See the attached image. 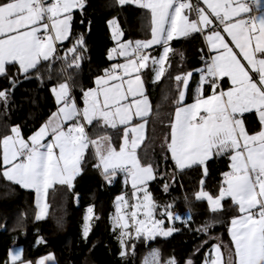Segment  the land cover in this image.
I'll return each mask as SVG.
<instances>
[{"label":"snow or ice","instance_id":"obj_1","mask_svg":"<svg viewBox=\"0 0 264 264\" xmlns=\"http://www.w3.org/2000/svg\"><path fill=\"white\" fill-rule=\"evenodd\" d=\"M117 2L121 6L134 3L148 11L150 38L123 41L118 21H109L117 46L109 51L108 59L120 57L124 62L112 63L95 79L94 87L82 90L83 107L77 104L68 81L53 86L50 91L57 110L33 135L25 139L19 126H13L9 135L0 137L3 176L35 191L36 219L41 220L47 215L48 190L57 184L71 188L92 149L97 160L94 167L106 180L111 182L117 173H123L125 182L131 184V198L117 197L112 218L122 258L135 254L134 241L169 237L178 231L174 222L181 217L172 211L173 205H165L157 218L159 206L148 189V183L157 179V169L152 163H143L138 153L152 113L144 75L151 71L153 82H159L171 67L170 42L200 34L209 58L197 70L200 78L191 103L185 99L193 73L173 77L178 97L164 146L180 171L202 166L206 176L209 159L227 155L230 160V171L222 173L218 195L204 190L203 179L194 194L196 200H206L212 212L222 211V202L230 199L239 213L228 229L233 247L226 255L220 243L213 244L203 264H264V10L260 0ZM253 6L255 15L251 14ZM83 7L84 0H0V76H8V66H17V72L28 79L42 62L53 59L64 60L68 68L79 67L85 47L82 34L62 57L56 53L57 45L72 35L74 11ZM156 45L162 51L153 56L148 50ZM225 80L229 83L226 89L222 87ZM9 82L12 89L0 90L4 104L16 86L15 78L9 77ZM246 113L258 117L259 131L250 134L246 129ZM94 125L120 130L118 148L109 135L91 138L87 128ZM163 187L167 191L170 185ZM94 216V206H88L83 218L85 238ZM166 221L173 226L167 227ZM198 231L207 233L208 226ZM39 243H44L42 238ZM21 253L10 252L4 264H55L51 253L34 261ZM142 264L179 261L175 257L161 260L160 251L152 249ZM185 264L193 261L188 259Z\"/></svg>","mask_w":264,"mask_h":264},{"label":"trees","instance_id":"obj_2","mask_svg":"<svg viewBox=\"0 0 264 264\" xmlns=\"http://www.w3.org/2000/svg\"><path fill=\"white\" fill-rule=\"evenodd\" d=\"M73 16L72 35L63 45H58L56 56L62 57L64 50L82 34L85 47L81 49L79 67L68 68L64 60L53 59L41 63L25 79L17 72V66H8V76L0 77V90L12 89L9 77L16 79V86L10 91L7 104L0 102V137L9 135L13 126H19L26 139L34 134L57 110L50 89L59 83L68 81L72 86V95L82 105V90L94 87L95 79L115 63V60L108 59L109 51L116 46L109 21H118L124 33L123 41L150 38V14L134 3L121 6L117 0H84L83 9L75 10ZM172 48L171 67L160 83L154 85L150 76L146 79L152 113L148 118L147 138L138 153L143 163H152L157 169V179L148 186L159 206L157 214L165 205L171 204L174 213L182 216L190 214V220L174 223L178 231L169 237L135 241V254L122 258L111 224L113 200L121 189L115 185L110 187L103 181L98 168L94 167L97 160L92 149L85 155L81 177L71 188L56 186L50 190L49 213L41 223L36 221L34 193L8 181L2 174L3 165L0 162V264L7 261V247L12 234L22 237V244L33 259L40 254L52 253L57 264H142L144 256L152 248L160 250L163 260L175 257L179 264H185L188 259L193 264H203L205 254L217 243L214 237L219 236L220 242L231 244L228 229L231 219L237 215L231 201L225 199L223 210L212 212L206 200L198 201L194 195L199 190L201 179L204 180L205 191L218 195L222 173L229 171L228 156L209 159L205 176L202 166L183 171L176 169L164 146L176 107L174 101L178 97L173 77L187 72L197 75L200 73L197 70L205 67L202 61L205 42L200 34L174 41ZM225 86L222 82V87ZM87 131L93 139L109 135L117 148L120 144V130L94 125ZM111 181L114 182L113 177ZM165 183L170 185L167 191H164ZM78 195L80 198L77 200ZM88 206H94L95 216L91 231L84 238L83 218ZM166 226L172 227L173 224L166 221ZM204 226H208L207 233L198 231ZM3 228H7L6 232L1 231ZM39 238L44 244L37 250L35 245Z\"/></svg>","mask_w":264,"mask_h":264},{"label":"crops","instance_id":"obj_3","mask_svg":"<svg viewBox=\"0 0 264 264\" xmlns=\"http://www.w3.org/2000/svg\"><path fill=\"white\" fill-rule=\"evenodd\" d=\"M196 2H197V0H192V3L193 4H196ZM260 4H261V8H262V10H264V0H260ZM253 12L251 13V14H253V15H255L256 14V12H255V8H254V6H253ZM77 10V9H76ZM194 18V17H193ZM193 35V34H192ZM187 38V37H186ZM186 38H184V37H182V38H179V39H174L173 41H171L170 42V46H171V48H172V43L174 42V41H177V40H183V39H186ZM66 42V41H65ZM205 42V41H204ZM59 45V44H58ZM58 45H57V48H58ZM206 45V44H205ZM117 46V45H116ZM115 46V47H116ZM206 48H207V46H206ZM173 49V48H172ZM153 56H158L160 53H161V51H162V49H161V47L159 46V45H156V46H153V49H149L148 50ZM207 51H208V48H207ZM174 52V51H173ZM173 52H171V53H169V59H170V57H171V55L173 54ZM116 62H120V63H123L124 62V60H123V58H120V57H118L117 59H115V63ZM43 63V62H42ZM168 63H169V61H168ZM167 66V65H166ZM101 76V75H100ZM151 77V81H152V83L154 84V85H157L158 83H160V81L162 80H160L159 82H153V74L151 73V71H146V73H145V75H144V80H145V89H146V93H147V95H148V98H149V100H150V102H151V105H152V100H151V96L149 95V91H148V88H147V84H146V79L148 78V77ZM1 77V76H0ZM199 78H200V73H198L197 75L195 74H193V76H192V78H191V80H190V84H189V90L192 88V92H191V95H190V102L188 101V99H189V90H188V92H187V94H186V99H185V103H191L192 102V99H193V95H194V93H195V89H196V87H197V84H198V82H199ZM224 82V84L226 85L225 86V89L229 86V83H228V81L227 80H225V81H223ZM192 86V87H191ZM78 104V103H77ZM79 105V104H78ZM80 107H83V104L82 105H79ZM151 116V115H150ZM149 116V117H150ZM148 117V118H149ZM147 118V119H148ZM244 119V122H245V126H246V129L249 131V133L251 134V133H255V132H257V131H259V129H260V124H259V122H258V117L254 114V113H252L251 115H249V116H247V117H245V118H243ZM20 128V127H19ZM21 130V129H20ZM147 132H148V124H147V127H146V133H145V135H146V138H147ZM21 134H22V132H21ZM33 135V134H32ZM22 136H23V134H22ZM24 137V136H23ZM25 138V137H24ZM26 139V138H25ZM146 140V139H145ZM145 140L143 141V143H142V145H141V147L143 146V144H144V142H145ZM140 147V148H141ZM139 151V150H138ZM229 165H230V160H229ZM193 167H195V166H193ZM192 168V167H191ZM188 169V168H187ZM99 170V172H100V174L102 175V178H103V181L104 182H106V183H108L109 184V186L111 187V183L113 184L112 186H117V188H120L121 189V192L119 193V194H117L115 197H114V200H113V206H114V213H115V208H116V199H117V197H119V196H121V195H125L126 196V198H131V195H132V189H131V184H130V182H128V183H126L125 182V175L123 174V173H117V175H119V182H116V178H114L113 177V179H114V182L113 181H111V182H109L108 180H106L105 179V177H104V175L102 174V172H101V170L100 169H98ZM229 171H230V167H229ZM81 175H82V172H81V174H79L76 178H75V180L73 181V185L77 182V180L81 177ZM9 181V180H8ZM154 181V180H153ZM153 181H150L149 183H148V186H149V184H151ZM10 182H12V183H14L13 181H10ZM15 185H18V184H16V183H14ZM19 187H21L20 185H18ZM56 186H66V185H59V184H57V185H55L54 187H56ZM53 187V188H54ZM22 189H24V190H26V191H31V192H33L34 193V195H35V207H36V214H37V212H38V209H37V206H36V193H35V191L34 190H31V189H25V188H23V187H21ZM52 188H50L49 190H48V193H47V197H46V203H47V205H48V208H47V215L45 216V218L44 219H41V220H37L36 219V221L37 222H39V223H41V222H43L46 218H47V216H48V213H49V200H48V197H49V192H50V190H51ZM149 189V188H148ZM80 198V195H78V197H77V200ZM230 200V199H229ZM231 201V200H230ZM232 203V202H231ZM233 205V204H232ZM234 206V205H233ZM235 207V206H234ZM87 208V207H86ZM86 208H85V210H86ZM235 209H236V207H235ZM236 211H237V209H236ZM113 213V214H114ZM239 213H238V211H237V215H238ZM84 215H85V213H84ZM236 215V216H237ZM113 218V217H112ZM112 218H111V220H112ZM83 224H84V222H83ZM6 230H7V228H3L1 231L2 232H6ZM12 234V233H11ZM12 237H10V239H9V245H8V247H7V261H8V259H9V254H10V252H12V251H15V250H22V257L24 258V259H26V260H36V259H38V258H40V257H42V256H45V255H47V254H49V253H47V254H40V255H38V257L37 258H35V259H33L32 257L33 256H31V253L28 255V252H27V250L25 249V247L23 246V244H22V237L20 236V235H18V234H12L11 235ZM229 237H230V235H229ZM85 238V237H84ZM41 240V238H39L37 241H36V245H35V248H37V250H39V249H41V247L43 246V244L44 243H39V241ZM230 240H231V237H230ZM217 243H220L221 245H222V250L225 252V254L227 255V251H228V249H230V248H232L233 246H232V242H231V244H226V243H222V242H220V241H218ZM52 254V253H51ZM54 255V254H53ZM55 264H57V262H56V259H55Z\"/></svg>","mask_w":264,"mask_h":264},{"label":"rangeland","instance_id":"obj_4","mask_svg":"<svg viewBox=\"0 0 264 264\" xmlns=\"http://www.w3.org/2000/svg\"><path fill=\"white\" fill-rule=\"evenodd\" d=\"M114 178H116L117 179V182H119V175H116ZM115 215V213L112 215V217ZM180 217H181V219L180 220H176L174 223H186V222H188V220H190V214H187V215H185V216H182V215H180ZM157 218H160L159 217V214H157ZM111 224H112V232L116 235V236H118V230L116 231V232H114L113 231V220H111ZM82 229H83V227H82ZM157 237H162V236H157ZM164 238V237H163ZM213 238V237H212ZM214 239H216V241L218 242V241H220V237L219 236H216V237H214ZM134 243H135V241H134ZM152 249H158V248H152ZM152 249H150L147 253H146V255L152 250ZM159 250V249H158ZM160 251V250H159ZM160 254H161V252H160ZM145 255V256H146ZM145 256H144V258H145ZM143 258V259H144ZM168 259V258H167ZM167 259H164V260H167ZM161 260H163L162 259V257H161ZM143 261V260H142Z\"/></svg>","mask_w":264,"mask_h":264},{"label":"built area","instance_id":"obj_5","mask_svg":"<svg viewBox=\"0 0 264 264\" xmlns=\"http://www.w3.org/2000/svg\"><path fill=\"white\" fill-rule=\"evenodd\" d=\"M205 54H204V56H203V58H202V61H203V63L205 64L206 62H207V60H208V58H209V53H208V51H207V48H206V45H205ZM252 113H246V114H244V117L243 118H245V117H247V116H249V115H251ZM111 186L113 185L112 183L110 184Z\"/></svg>","mask_w":264,"mask_h":264}]
</instances>
